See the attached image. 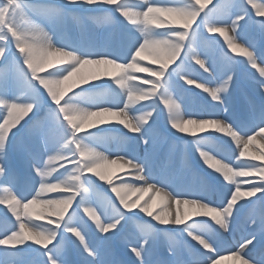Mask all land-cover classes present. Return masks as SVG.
<instances>
[{"label": "clouds", "instance_id": "1", "mask_svg": "<svg viewBox=\"0 0 264 264\" xmlns=\"http://www.w3.org/2000/svg\"><path fill=\"white\" fill-rule=\"evenodd\" d=\"M0 20V264H264V0Z\"/></svg>", "mask_w": 264, "mask_h": 264}, {"label": "bare ground", "instance_id": "2", "mask_svg": "<svg viewBox=\"0 0 264 264\" xmlns=\"http://www.w3.org/2000/svg\"><path fill=\"white\" fill-rule=\"evenodd\" d=\"M257 2H259V0H257ZM173 19H174V18H173ZM0 22H1V20H0ZM175 22H178V21H175ZM252 36H253L254 38H256V39H259V35H258V33H257V31H256L255 28H253ZM99 70L102 71V72H104L105 74H111V73H112V70H111L110 66H101ZM241 83H242V86H243V87H244V86H247V87H245V90H246V88H249V90L251 91V88L248 86L247 83H245V82H243V81H242ZM246 91H247V90H246ZM235 103L237 104V106H239V103H240V95H239V94H238V99H235ZM196 108H197L198 111L200 110L199 105H197ZM187 130H188V129H186V131H187ZM250 154H251V155H255L254 153H251V152H250ZM245 231H246L245 228H241V227L237 226V227H236V230H235V233H234L235 238L238 240V239L240 238L241 234L244 233ZM234 246H235L234 241H231V240H230L229 242L221 241V242H219L218 245H217L218 249H219L221 252H227L230 248H234ZM117 254H118L121 258H123V259H125V260L127 259L126 254H125V253H124L119 247H117ZM231 259H232V258L229 257V258H227V259H225V260H222V261H221V264H231Z\"/></svg>", "mask_w": 264, "mask_h": 264}, {"label": "snow or ice", "instance_id": "3", "mask_svg": "<svg viewBox=\"0 0 264 264\" xmlns=\"http://www.w3.org/2000/svg\"><path fill=\"white\" fill-rule=\"evenodd\" d=\"M4 264H23L22 256L16 253L6 254Z\"/></svg>", "mask_w": 264, "mask_h": 264}, {"label": "rangeland", "instance_id": "4", "mask_svg": "<svg viewBox=\"0 0 264 264\" xmlns=\"http://www.w3.org/2000/svg\"><path fill=\"white\" fill-rule=\"evenodd\" d=\"M2 22V20H1ZM247 87V86H244V88ZM246 90L251 94V91L249 90V88H246ZM235 99H238V96L235 97Z\"/></svg>", "mask_w": 264, "mask_h": 264}]
</instances>
